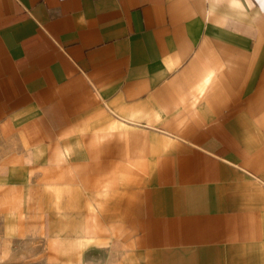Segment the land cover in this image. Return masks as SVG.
Here are the masks:
<instances>
[{"label":"crops","instance_id":"crops-1","mask_svg":"<svg viewBox=\"0 0 264 264\" xmlns=\"http://www.w3.org/2000/svg\"><path fill=\"white\" fill-rule=\"evenodd\" d=\"M0 264H264V0H0Z\"/></svg>","mask_w":264,"mask_h":264}]
</instances>
